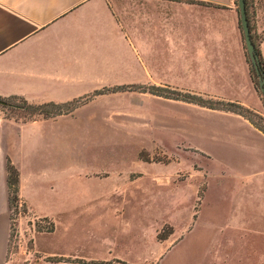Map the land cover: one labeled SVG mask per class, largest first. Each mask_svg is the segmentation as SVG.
Returning a JSON list of instances; mask_svg holds the SVG:
<instances>
[{
	"label": "crops",
	"instance_id": "obj_1",
	"mask_svg": "<svg viewBox=\"0 0 264 264\" xmlns=\"http://www.w3.org/2000/svg\"><path fill=\"white\" fill-rule=\"evenodd\" d=\"M237 42L242 47L235 0H0V99L67 104L93 89L127 85L133 62L146 72L171 62L176 86L201 85L188 92L251 108L219 89L238 87L229 71L251 78L242 48L238 58L232 54ZM260 49L264 58V40ZM198 107L187 141L210 165L201 209L189 216L184 237L205 220L203 229L215 238L208 252L218 264H264V133L240 115ZM76 111L1 121L0 264H7L11 233L8 162L19 171V201L35 216L58 215L45 206L62 197L61 169L29 149L61 138ZM212 207L220 213L210 215Z\"/></svg>",
	"mask_w": 264,
	"mask_h": 264
},
{
	"label": "rangeland",
	"instance_id": "obj_2",
	"mask_svg": "<svg viewBox=\"0 0 264 264\" xmlns=\"http://www.w3.org/2000/svg\"><path fill=\"white\" fill-rule=\"evenodd\" d=\"M247 5L255 42L260 46L264 39V0H247ZM235 8L243 43L242 47L238 42L232 43V54L238 58L242 48L251 78L245 80L239 70L229 71L238 87L219 89H228L226 95L231 98L242 96L253 106L244 107L264 120V98L259 78L254 81L251 74L238 0ZM151 79L155 84L146 82ZM173 81L171 62L150 66L148 72L133 62L127 70L125 87L141 90L113 92L121 86L93 89L89 95L77 99L80 103L73 116L76 120L62 127L61 138L36 143L38 146L29 149L33 158L42 154L49 158L52 167L61 169L58 185L62 197L50 207L45 206L48 213L58 212L54 217L35 216L17 202L12 214L7 264L221 261L212 251L208 252L215 238L203 229L205 220L199 221L184 237L191 224L189 216L201 209L207 183L204 171L210 163L187 141L189 122L198 119L199 107L149 93L153 87L166 88L167 95L202 89L197 84L179 87ZM97 91L104 94L95 96ZM11 102L14 107L0 106L3 123L16 120L24 124L43 118L40 111L27 108L23 99ZM257 120L264 127V121ZM212 208L210 215L220 213ZM175 230L178 232L173 239ZM182 239L181 244L172 248ZM240 255L241 251H236L235 257Z\"/></svg>",
	"mask_w": 264,
	"mask_h": 264
},
{
	"label": "trees",
	"instance_id": "obj_3",
	"mask_svg": "<svg viewBox=\"0 0 264 264\" xmlns=\"http://www.w3.org/2000/svg\"><path fill=\"white\" fill-rule=\"evenodd\" d=\"M180 1V0H179ZM246 7H247V13H248V5H247V0H246ZM249 18V16H248ZM249 24H250V18H249ZM250 30H251V37L252 40L256 46L257 49V54L259 57L260 61V72L262 76L264 77V58L260 49V46L256 45L255 38L253 35V30L250 25ZM264 39H262L263 41ZM251 74L252 77L255 80H257L258 76L255 72V70L251 67ZM137 87L135 86H121L118 88H115L113 92H118V91H136L138 92L141 89H136ZM165 89L162 87H153V89H150L149 93L152 95L158 96V97H163L166 99L170 100H176V101H183L186 103L194 104L203 108H207L210 110H218V111H225V112H231L237 115H240L244 117L245 119L249 120L258 130L264 133V127L259 124V121H264L261 116L258 114L252 112L250 109L245 108L244 106L238 104V103H232V102H225L221 100H214L212 98H204L199 95H195L192 93H180L175 91L171 95L165 94ZM143 92H148L145 91V89H142ZM104 94L103 91H97L95 93L96 95H102ZM17 99V98H11L6 100L7 107H14V104L11 102L12 100ZM26 102V101H24ZM80 101H73L71 103L67 104H55V103H49V104H43V105H30L26 102L27 108H33L34 110L40 111L39 114L41 117L44 119H50V118H55L58 116L62 115H68L72 113L74 110H76L79 106ZM8 187H9V204L11 208V227H12V217H13V208L19 201V171L17 168L9 161L8 162Z\"/></svg>",
	"mask_w": 264,
	"mask_h": 264
},
{
	"label": "water",
	"instance_id": "obj_4",
	"mask_svg": "<svg viewBox=\"0 0 264 264\" xmlns=\"http://www.w3.org/2000/svg\"><path fill=\"white\" fill-rule=\"evenodd\" d=\"M239 7V15H240V23L242 28V33L245 41L246 50L248 53V57L250 59L252 68L255 70L258 78H259V90L262 93L264 98V77L260 72V61L257 54L256 46L251 37V30L249 24V18L246 7V0H238ZM0 106L6 107L7 102L0 99Z\"/></svg>",
	"mask_w": 264,
	"mask_h": 264
},
{
	"label": "built area",
	"instance_id": "obj_5",
	"mask_svg": "<svg viewBox=\"0 0 264 264\" xmlns=\"http://www.w3.org/2000/svg\"><path fill=\"white\" fill-rule=\"evenodd\" d=\"M1 121H2V120H1V118H0V124H1Z\"/></svg>",
	"mask_w": 264,
	"mask_h": 264
}]
</instances>
